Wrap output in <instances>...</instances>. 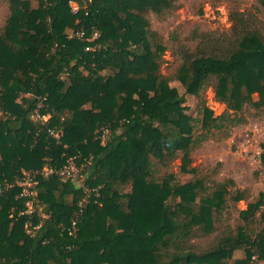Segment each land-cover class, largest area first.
I'll use <instances>...</instances> for the list:
<instances>
[{
  "label": "trees",
  "instance_id": "trees-1",
  "mask_svg": "<svg viewBox=\"0 0 264 264\" xmlns=\"http://www.w3.org/2000/svg\"><path fill=\"white\" fill-rule=\"evenodd\" d=\"M257 1L231 9L227 30L172 35L180 62L171 74L147 15L166 17L177 0H9L0 31V264H226L237 249L241 263L264 261V191L240 211L246 222L260 211V228L247 222L199 250L195 237L214 233L245 192L192 165L205 140L227 135L218 131L230 114L216 116L202 100L192 116L186 105L211 85L235 114L264 106ZM70 158L84 164L82 185L57 172ZM176 159L189 179L170 168ZM46 165L55 171L44 174ZM24 171L39 181L32 214L15 184Z\"/></svg>",
  "mask_w": 264,
  "mask_h": 264
},
{
  "label": "rangeland",
  "instance_id": "rangeland-1",
  "mask_svg": "<svg viewBox=\"0 0 264 264\" xmlns=\"http://www.w3.org/2000/svg\"><path fill=\"white\" fill-rule=\"evenodd\" d=\"M30 1L34 5L38 4V0ZM177 4L179 7L166 17L158 16L152 12L147 15L151 28L163 37L167 46L162 70L171 74L180 62L176 55L175 43L170 38L172 35L183 40L196 31L227 30L232 25L229 18L231 9L238 7L240 10H251L256 9L255 6H260L257 0H177ZM9 5V0H0V31L10 15ZM259 16L264 21V13L259 12ZM172 85L179 87L183 92L184 89L178 81L173 80ZM202 100L214 111V115L230 114L227 117L229 119L226 120L230 126L226 130L218 131V137H223L226 132L227 135L223 138L212 137L199 146L193 153L192 165L199 166L202 174L210 175L216 181L231 179L232 183L228 185L229 189L232 193L243 190L245 198L231 202L217 222V229L214 233L209 236L195 237L194 240L198 243L201 251L211 248L223 235L237 234L239 225L249 222L251 227L260 228V211H258L255 220L247 222L240 217V211L246 209L251 201H256L260 193L264 191V168L261 163L262 144L264 143V106L261 108L252 106L245 109L244 112L235 114L233 110L228 109L224 102L216 99L213 86L208 85L198 96L187 95V113L192 116H201ZM235 115L239 122L232 125L230 120ZM34 119H38L37 115ZM72 165L78 174L76 183L82 185L86 176V173L84 175L81 172L84 166L77 167L74 161ZM179 165L180 160L176 159L170 168L178 173L181 180L189 179L190 175L180 173ZM46 166L43 171L47 170ZM27 172L24 171V175ZM48 172L46 171V173ZM85 202L86 199L81 200V204L84 205ZM35 207L33 206V208ZM37 207L41 209L40 204ZM244 259H246V252L243 249H237L232 257L226 260V264H264V261L258 260L241 263Z\"/></svg>",
  "mask_w": 264,
  "mask_h": 264
},
{
  "label": "built area",
  "instance_id": "built-area-1",
  "mask_svg": "<svg viewBox=\"0 0 264 264\" xmlns=\"http://www.w3.org/2000/svg\"><path fill=\"white\" fill-rule=\"evenodd\" d=\"M73 7L75 9L77 8L76 5H73ZM36 115H37V118H43L45 120H47L50 117V114H48V117H46L47 115L41 117L39 115V113ZM52 135L55 137H60L61 133L52 131ZM73 161L75 162V160L73 158H70L68 163L65 164L62 168H60L57 172H59L60 175H62L64 178H71L72 180L76 181V179H78V176H77L78 174L73 169V165H72ZM82 165L84 166V164H82ZM76 166L80 167L78 165H76ZM46 168H47V170L45 169L43 171V173L46 175L51 174L55 171L52 167L46 166ZM46 171H49V172L46 173ZM38 183H39V181L36 178V173H31V172H27L25 175L22 176V178L17 179L15 182V184L19 185L22 189L19 196L25 198V204L27 206V209L25 212L28 214H32L34 212L35 208H33V206L35 207V205L38 202V199H37V185H38ZM5 186L6 187L14 186V184H7ZM3 191L4 190L2 188H0V192L3 193ZM28 225H29V223H28Z\"/></svg>",
  "mask_w": 264,
  "mask_h": 264
}]
</instances>
